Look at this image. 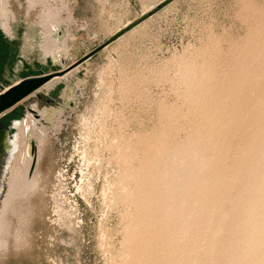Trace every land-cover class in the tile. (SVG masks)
<instances>
[{
	"label": "rangeland",
	"instance_id": "374dc122",
	"mask_svg": "<svg viewBox=\"0 0 264 264\" xmlns=\"http://www.w3.org/2000/svg\"><path fill=\"white\" fill-rule=\"evenodd\" d=\"M47 1L56 57L43 3L9 5L35 47L0 19V92L48 78L0 120L49 132L0 264H264V0Z\"/></svg>",
	"mask_w": 264,
	"mask_h": 264
},
{
	"label": "bare ground",
	"instance_id": "6f19581e",
	"mask_svg": "<svg viewBox=\"0 0 264 264\" xmlns=\"http://www.w3.org/2000/svg\"><path fill=\"white\" fill-rule=\"evenodd\" d=\"M47 2H48L47 0H28L30 6L28 9V13L32 9L37 8L32 6L37 5L38 3L44 4L45 7H43V10L40 14V24L44 29L43 31L44 35L42 36L43 39L42 48L46 55L52 54L56 57L57 52H60L63 48L61 49V46L56 42V38L52 37V35L54 34L53 29L57 25L56 23L60 24L59 13L61 11L58 12L59 10L58 7L56 8V10H52L50 7L47 6ZM10 3H11L10 0H2V2L0 3V19L2 20L3 26L6 30H10L11 29L10 27L12 26V22L16 20L13 8L9 7ZM64 5L65 4L63 3V7ZM57 79L58 77L49 80V82H47L44 85V87L48 88ZM34 120L35 119L33 116L28 115L27 118H24L22 121H20L18 127V144H17L18 155L16 157V160H14V167L12 169L9 179V195L5 199L4 210L2 212V215L0 216V235L5 233L4 229L7 225L6 223L7 213L10 212L14 200L19 195L22 196L26 194V192L27 193L35 192L39 185L38 184L39 182H37V179L35 177L36 174L35 175L32 174V176H29V169L34 159H36V164H37V161L39 159L38 151H40L41 144L45 142L47 134L49 132L47 127L42 126L41 124L39 126H36L35 128ZM33 136L36 137L38 144L35 147L36 150L33 149L32 152V145L30 138ZM2 246L5 247V249L7 248L6 240L0 238V248Z\"/></svg>",
	"mask_w": 264,
	"mask_h": 264
},
{
	"label": "water",
	"instance_id": "95a60500",
	"mask_svg": "<svg viewBox=\"0 0 264 264\" xmlns=\"http://www.w3.org/2000/svg\"><path fill=\"white\" fill-rule=\"evenodd\" d=\"M48 78L34 77L24 79L15 85L9 87L7 90L0 93V115L11 109L15 104L32 94L35 90L41 87ZM36 159L33 160L30 171L34 170Z\"/></svg>",
	"mask_w": 264,
	"mask_h": 264
},
{
	"label": "flooded vegetation",
	"instance_id": "af4514ba",
	"mask_svg": "<svg viewBox=\"0 0 264 264\" xmlns=\"http://www.w3.org/2000/svg\"><path fill=\"white\" fill-rule=\"evenodd\" d=\"M32 110L33 111H31V112L35 111L34 109H32ZM33 114H35V113H33ZM8 120L11 121L10 124L6 123V121H8ZM8 120L7 119L0 120V151L3 152V154H2V162H3L2 167H3V169L0 168V171L4 172V169H5L6 173H8L9 168H10L9 166L12 163V160H14L15 154L18 152L17 151L18 133L14 134L12 132L11 128H14V127L18 128L19 124H20V121H14L12 119H8ZM31 145H32V152H33V149L36 150V148H35L36 146L32 143H31ZM35 168H36V165H35L34 169ZM11 172H12V170H11ZM33 172H34V170L31 173V171L29 169V176H32Z\"/></svg>",
	"mask_w": 264,
	"mask_h": 264
},
{
	"label": "crops",
	"instance_id": "0c3cea01",
	"mask_svg": "<svg viewBox=\"0 0 264 264\" xmlns=\"http://www.w3.org/2000/svg\"><path fill=\"white\" fill-rule=\"evenodd\" d=\"M23 22H24V24H25V28H24V29H25L26 31H24V33H23V34H24V38H23V43H22V44H23L24 47H25V44L28 43V41H31V42H29V43L31 44V46H34V47H35V46H36V45H35V42H36V41L33 42L32 40H33V39H37V37H38L37 32H35V31H36V30H35V29H36V26H35L36 24L34 25V24L31 23L30 21H23ZM23 22L17 20L16 22H14V23L12 24V26L10 27V28H11L10 30L13 32V29L16 28L17 26H19V25H20L21 23H23ZM30 26H31V28L34 29L33 31L30 30ZM37 26H39V24H38ZM15 34H16V33H15ZM27 34H28V35H31V36H29V38H26V35H27ZM32 36H35V37H34V38H31ZM15 37H16V38H19L18 35H17V36L15 35ZM27 39H28V41H27ZM11 44H12V43L8 42V45H9V46H11ZM3 48H4V46H3ZM3 48H2V49H3ZM25 62H26V61H24V60H20L16 67H17V68H20V64H22L23 67H25V65H28V64H26V63H28V62H26V63H25ZM46 62H47V61H46ZM23 67H21L20 69H22ZM24 79H28V78H24ZM24 79L20 78V79L16 80V81L13 82L12 84H10L8 87H6L3 91L7 90L9 87L15 85L16 83H18V82H20V81H22V80H24ZM3 91H1V92H3ZM1 92H0V93H1Z\"/></svg>",
	"mask_w": 264,
	"mask_h": 264
}]
</instances>
